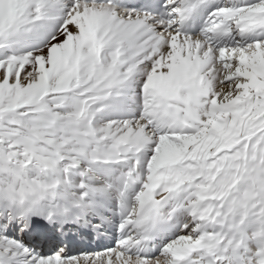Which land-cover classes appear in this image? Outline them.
Masks as SVG:
<instances>
[{
	"label": "snow or ice",
	"instance_id": "obj_1",
	"mask_svg": "<svg viewBox=\"0 0 264 264\" xmlns=\"http://www.w3.org/2000/svg\"><path fill=\"white\" fill-rule=\"evenodd\" d=\"M0 264H264V0H0Z\"/></svg>",
	"mask_w": 264,
	"mask_h": 264
}]
</instances>
